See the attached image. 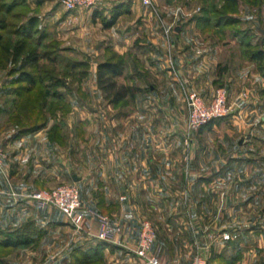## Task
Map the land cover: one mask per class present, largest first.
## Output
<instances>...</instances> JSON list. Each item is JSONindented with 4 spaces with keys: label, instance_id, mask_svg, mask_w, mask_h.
Listing matches in <instances>:
<instances>
[{
    "label": "rangeland",
    "instance_id": "374dc122",
    "mask_svg": "<svg viewBox=\"0 0 264 264\" xmlns=\"http://www.w3.org/2000/svg\"><path fill=\"white\" fill-rule=\"evenodd\" d=\"M105 1L108 0L83 8L103 11L107 5L103 3ZM120 1L112 0L109 4L111 10L121 4L124 13L114 23V29L107 30L108 33L102 30L106 28L102 22H87V26L83 22L81 27L80 22L60 23V14L66 16L75 9L65 10L58 0L16 1L18 6L8 16L13 22L12 28L25 22L27 16H37L39 30L46 35L41 48L25 39L29 43L26 46L36 48L41 55L35 67L24 69L42 80L31 87L17 78L19 64L13 63L11 57L0 50V147L6 154L5 159L8 157L6 136L18 138L43 131L48 149L45 156L38 155L36 159L44 163L41 164L40 160L34 162L40 165L38 168L47 165L59 177L49 173L55 180L53 186L37 190H51L65 184L74 186L79 192L84 215L88 219L95 217L90 215L87 201L93 196L102 203L103 188L95 190L89 180L97 168L96 163L103 158L95 156V152L103 150L106 145V120L121 114H138L135 98L117 105L107 103L96 85V64L111 51L118 53L111 44L104 45L103 41H117L119 44L118 40L127 35L146 36L152 40L155 51L166 53L164 65L171 71L168 75L170 86L173 88L176 84L174 96L185 106L179 109L185 119L184 131L188 137L185 143L190 146L194 142L196 148H209V164L215 161L226 166L233 163V167H226L222 176L218 202L206 206L209 211L214 210L217 217L216 253H221L223 258L221 261L212 259L209 264H224V261H229L228 264H264V74L260 71L264 63L259 68V64L251 61L240 46V40H243L251 47L264 48L258 27L254 25H264V4L257 6L247 0H236L234 6L224 7L219 0H151L148 5L141 0ZM2 4L4 0H0L1 7ZM111 10L107 11L106 18ZM15 12L20 16L17 19L11 18ZM233 21L235 24L224 30L213 26L215 22ZM200 22H206V27L200 28ZM200 35L211 38L204 43L198 42ZM4 38L11 46L18 39L5 33ZM174 55L178 61H174ZM205 58L206 62H202ZM136 61L139 62L137 57L135 64ZM80 62H86L87 72L84 74L82 67L77 65ZM118 80L121 82L122 76ZM191 81L195 82L193 88L188 83ZM148 82V85L143 83L141 98L148 99V87L157 88L160 79L151 76ZM219 88L226 90L229 112L210 120L197 131H188V94L197 93L208 103ZM249 104L254 107L248 108ZM23 128L31 132L22 133ZM201 130L210 133L205 134L199 144L195 134ZM71 172L81 175L83 181L80 184L73 181ZM10 191H0V194L15 200L22 198L10 195ZM24 200L21 209L27 218H32L28 223L33 226L32 241L14 250L0 247V264H64V260L66 264H75L80 258L79 255L75 257V248L89 249L102 241L76 230L58 210L47 208L41 212L32 201ZM49 210L52 214L47 212ZM97 214L105 216L103 211ZM24 221L21 218L17 223L23 222L24 225ZM143 222L152 226L155 241V227L149 220H144L141 228ZM224 235L228 238L225 239ZM103 242L108 247L93 260H88V264H144L133 254L125 260L126 251H116L109 246L111 243Z\"/></svg>",
    "mask_w": 264,
    "mask_h": 264
},
{
    "label": "crops",
    "instance_id": "0c3cea01",
    "mask_svg": "<svg viewBox=\"0 0 264 264\" xmlns=\"http://www.w3.org/2000/svg\"><path fill=\"white\" fill-rule=\"evenodd\" d=\"M111 2L112 0L103 2L107 4L103 11L79 7L66 16L60 14V23L80 22V27L84 23L87 26V22L98 24L101 22L99 15L105 16L111 10ZM122 17L120 15L117 22ZM254 25L264 28L262 24ZM110 29H114V25L102 30L108 33L107 30ZM210 38L208 35H200L198 42L204 43ZM103 42L104 45L111 44L126 59L121 82L143 89V83L148 85L149 78L154 76L162 83L159 82L157 88L150 87L148 99L141 98L142 93L135 96L137 115L121 114L106 120V145L103 150L95 152V156L103 158L96 163L97 168H94L89 180L95 190L98 187L103 188L101 198L103 197L104 206L92 196L87 201L91 208L89 211H103L109 218L112 229H119L112 240L107 242L116 251H126L125 260L132 256L131 250L136 246L144 220H149L156 229V240L151 247V254L172 264H189L194 252L200 250L208 259L212 253L218 252L216 236L219 228L215 211H209L206 206L218 202L220 187L223 186L222 176L226 167H233V163L227 166L216 161L209 164V148H196L194 142L190 146L185 143L188 138L184 131L185 119L179 113V109L185 106L174 96L176 84L173 88L170 86L168 75H171V71L170 68L165 69L164 65L166 53L155 51L150 38L127 35L118 40L119 44L117 41ZM136 57L139 62L136 61L135 64ZM174 61H178L177 55H174ZM201 61L206 62V58ZM188 83L193 88L195 82ZM250 104L248 108L251 109L254 105ZM207 133L210 131L196 132L195 137L199 144ZM44 135L43 131H39L23 134L18 138L6 136L4 142L8 147V157L3 161V172L0 171V191L6 193L13 189L29 193L53 186L55 180L49 173L59 177L57 172L47 165L38 168L40 165L34 162H41V159L36 158L44 155L48 149ZM72 175L77 179L74 180ZM70 177L79 184L84 179L74 172L70 173ZM24 201L23 198L15 200L0 194V224H6L0 225L1 228L23 226V222L17 223L21 218L26 220L24 224L32 221L21 209ZM86 215L90 217L88 213ZM89 220L95 233L98 221L95 217H90Z\"/></svg>",
    "mask_w": 264,
    "mask_h": 264
},
{
    "label": "trees",
    "instance_id": "16d2710c",
    "mask_svg": "<svg viewBox=\"0 0 264 264\" xmlns=\"http://www.w3.org/2000/svg\"><path fill=\"white\" fill-rule=\"evenodd\" d=\"M17 0H10L9 2L4 0L3 7L0 6V50L11 57L13 63L19 64V73L18 79L27 84V87L33 86L35 83H40L42 80L37 78L35 74L30 71L24 70L26 67H35L38 63V59L41 57L40 53L36 48H29L26 45L29 43L26 41H33L35 47L41 48L46 32L39 30L37 16H27L25 22H20L18 26L14 29L12 28L11 20H8V16L12 11H15L17 5ZM249 4L262 6L264 0H247ZM222 5H231L234 6L236 0H219ZM3 3V2H2ZM6 3V4H5ZM123 6L121 4L115 6L110 13V16L106 18L102 14L99 15L100 20L104 27H110L114 25L117 18L124 13ZM15 12L14 16L11 15V18L17 19L20 16H17ZM199 23V22H198ZM235 24V22H215L213 26H216L217 30H224V28L229 27L230 25ZM200 28L206 27V22H200ZM4 33L18 37V39H23V41L16 40L13 42L12 46L10 43L5 40ZM260 33V32H259ZM240 34V33H239ZM260 39L262 40V46H264V37L260 34ZM246 39V36H244ZM26 39V41H25ZM240 46L243 49L244 53H248V56L251 61L259 64L264 63V48L263 47H251V44L247 41L243 42L240 40ZM110 50L108 49V52ZM86 62H80L78 67H82V73L87 72ZM126 59L123 55H120L114 51L110 52V55L104 57L96 64L95 70V81L98 90L101 92L103 98L107 101L108 104L117 105L121 104L128 99H134L135 96L142 91V89L136 85L120 82L118 77L124 74ZM262 69V68H261ZM260 70V69H259ZM262 75L264 74L263 69L260 70ZM150 86L148 87V89ZM208 124V123H207ZM206 124V125H207ZM204 125V126H206ZM203 127V126H202ZM24 129V128H23ZM29 129V127H28ZM26 130V131H25ZM24 132H31V130H21ZM29 223V222H28ZM24 224L23 226L16 228H1L0 227V247L14 250L18 247L25 246L32 241L33 226L31 224ZM108 247L107 244L103 241H99L96 246L89 249L75 248V257L79 255L80 258L76 261L75 264H88V260L91 261L94 258L100 255L103 248ZM218 259L222 260L221 253H213L210 259L206 260V264H209L210 260ZM66 260H64V264ZM70 262V261H69ZM224 264H228L229 261H224ZM212 264V263H211ZM218 264V263H217Z\"/></svg>",
    "mask_w": 264,
    "mask_h": 264
},
{
    "label": "built area",
    "instance_id": "2783aa9c",
    "mask_svg": "<svg viewBox=\"0 0 264 264\" xmlns=\"http://www.w3.org/2000/svg\"><path fill=\"white\" fill-rule=\"evenodd\" d=\"M103 0H58L65 10H74L78 7H93ZM143 4H150L151 0H141ZM187 130L190 132L209 122L212 119L225 116L229 112L227 104V93L224 88H219L213 95L210 102L205 103L197 93L190 92L187 96ZM6 154L0 147V171L3 172V160ZM10 195L22 197L33 202L37 210L43 212L47 208L58 210L76 230L91 234L97 240L111 241L119 229H112L109 219L106 216L91 212L98 221L97 231L93 234L92 224L84 215L78 190L71 185L57 186L51 190H32L29 194L15 192L11 189ZM225 239L227 236H223ZM155 233L149 222H143L136 246L131 253L144 264H172L169 261L161 260L150 253ZM130 264V263H122ZM190 264H206V257L201 252H195Z\"/></svg>",
    "mask_w": 264,
    "mask_h": 264
},
{
    "label": "water",
    "instance_id": "95a60500",
    "mask_svg": "<svg viewBox=\"0 0 264 264\" xmlns=\"http://www.w3.org/2000/svg\"><path fill=\"white\" fill-rule=\"evenodd\" d=\"M258 31L260 32V34L264 37V28L262 27H258ZM72 178L74 180H76L77 178L75 177V175H72Z\"/></svg>",
    "mask_w": 264,
    "mask_h": 264
}]
</instances>
